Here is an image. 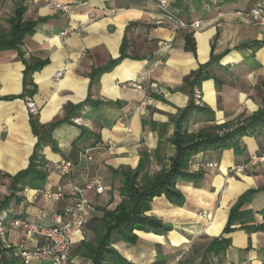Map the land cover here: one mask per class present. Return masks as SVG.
<instances>
[{"label": "crops", "instance_id": "1", "mask_svg": "<svg viewBox=\"0 0 264 264\" xmlns=\"http://www.w3.org/2000/svg\"><path fill=\"white\" fill-rule=\"evenodd\" d=\"M169 3L177 19L198 21L200 28L175 30V21L153 1L0 0V40L11 35V21L20 12L22 24L38 23L18 48H0V220L5 228L0 261L7 255L24 264L18 257L22 244L32 251L47 244L24 228H11V221L52 227L53 218L73 206L68 194L73 186L100 179L105 193H87L92 210L83 231L73 238L71 257V264H94L90 250L106 233L105 214L123 200L124 173L139 171L142 186L144 177L170 168L177 154L173 143L177 122L193 101L187 78L202 66H207L206 79L195 88L194 103L205 111L191 116L188 134L223 125L231 130L264 110V30L246 16L264 0ZM50 4L69 6V14ZM67 29L71 32L63 38ZM189 36L195 53L186 48ZM25 62L43 66L33 74L36 94L20 98ZM87 100L97 104L53 131L58 151L47 145L40 152L47 161L40 168L46 173L44 184L22 188L1 210L13 194L14 178L29 168L35 153L38 139L31 116L50 126L67 117L69 105ZM242 142L241 154L213 150L193 158L189 173H202L203 178L198 186L177 183L183 206L165 196L152 201L146 216L169 231H135L139 238L135 245L115 235L112 247L133 264H264V166L229 174L231 168L264 153V125ZM85 151H90L88 156H83ZM68 162L73 164L71 173L62 176L61 166ZM45 191L65 196L48 199ZM253 191L234 213L233 231L226 235L229 247L219 256H207L211 243L223 235L232 210ZM33 264L54 263L48 258Z\"/></svg>", "mask_w": 264, "mask_h": 264}, {"label": "trees", "instance_id": "2", "mask_svg": "<svg viewBox=\"0 0 264 264\" xmlns=\"http://www.w3.org/2000/svg\"><path fill=\"white\" fill-rule=\"evenodd\" d=\"M202 1L206 2L207 0ZM21 19L22 12L18 13L17 17L11 21L13 27L11 35L8 38L4 37L0 40V48L2 50L18 48L23 44L27 36L35 33L38 23L22 24ZM186 48L188 51L195 53L196 45L192 36L188 37ZM41 66H43V64L26 63L24 90L20 98L32 97L36 94L33 74L39 70ZM206 69L207 66H202L198 71L193 72L187 78L188 85H190L192 90L191 96L193 101L183 111L180 120L177 122V131L173 139V143L177 148V154L172 159L170 168L162 170L155 176L144 177L145 180L142 186L139 182V171L124 173L125 180L120 189L123 200L115 211L105 214V222L107 224L106 233L98 242L97 246L90 250V256L94 264H133L112 247L113 237L117 235L123 242L135 245L139 241V238L134 233L135 231H169V228L164 227L161 222L146 216V213L151 209L152 201L157 197L165 196L172 204L183 206L185 198L177 190V183L182 180L193 182L198 186L203 178L202 173L191 174L188 172L193 158L198 154L213 150H234L236 154H241L245 151L242 139L244 137L255 136L258 130L264 125L263 110L253 117L240 122L237 127H233L231 130L229 129V125H223L212 130H202L198 134H188L187 125L191 116L196 112L205 111V108H200L195 105L194 97L195 88H199L200 84L206 79L204 73ZM94 104L97 103L87 100L85 103L78 106L69 105L66 108L67 117L63 121L50 126L41 125L36 116H31L33 132L38 139L35 153L31 158L29 168L19 173L14 178L12 187L13 194L3 204L1 210L8 207L16 198V193L21 191L22 188L27 186L37 187L44 184L46 173L40 168L44 167L47 161L45 158L41 157L40 152L47 145L52 146L54 151H58L52 138L53 131L64 124H71V120L79 117L85 107L93 106ZM227 128L228 130L222 135L217 132ZM86 132V130H83L82 136H84ZM255 193L256 192L253 191L245 195L232 210L230 220L223 235L211 243L206 252L207 256H219L226 251L230 245V240L226 238V235L233 231L232 218L234 213ZM0 264H17V262L13 259H9L7 255H3Z\"/></svg>", "mask_w": 264, "mask_h": 264}, {"label": "built area", "instance_id": "3", "mask_svg": "<svg viewBox=\"0 0 264 264\" xmlns=\"http://www.w3.org/2000/svg\"><path fill=\"white\" fill-rule=\"evenodd\" d=\"M156 3L158 8L168 16L169 19L175 21V30H198L201 23L196 21L193 23H186L177 19L176 15L171 12L169 0H146ZM50 7L56 8L65 14H69L70 7L66 5H51ZM246 16L252 21L254 26L264 30V5H258L252 8ZM161 24V23H158ZM70 30H65L61 36L66 38L70 34ZM264 42V35H263ZM196 96L200 99V92L196 90ZM29 107L35 112V104L30 103ZM90 151H85L83 156H88ZM202 166V165H198ZM207 168H214V164L205 165ZM264 166V153L261 155H253L248 163L242 166H236L229 170L230 175H240L247 170ZM73 164L68 162L61 166L60 172L62 176H68L71 173ZM96 190L98 194L105 193V186L100 179L91 180L84 187L73 186L69 191V195L73 200V206L66 211L63 215H56L53 218L52 227H44L35 223L28 222L23 219H17L11 221L9 226L11 228H24L28 233L37 237H43L47 240V244L36 250H29L25 244L20 246L18 251V257L23 260L24 264H33L34 262H43L45 259H52L54 264H71L72 250H73V238L74 236L83 231L87 224L88 217L92 210V203L87 196L89 191ZM28 193L29 190L25 189ZM45 196L48 199L60 200L65 195L63 192L52 193L51 191H45ZM204 217H208L206 213ZM0 235L5 236V228L3 226V220H0Z\"/></svg>", "mask_w": 264, "mask_h": 264}, {"label": "rangeland", "instance_id": "4", "mask_svg": "<svg viewBox=\"0 0 264 264\" xmlns=\"http://www.w3.org/2000/svg\"><path fill=\"white\" fill-rule=\"evenodd\" d=\"M188 172H189V170H188Z\"/></svg>", "mask_w": 264, "mask_h": 264}]
</instances>
